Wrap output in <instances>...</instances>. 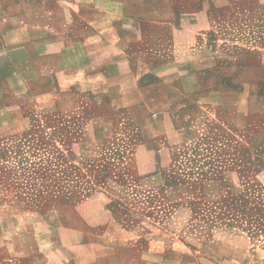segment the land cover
Masks as SVG:
<instances>
[{"label":"rangeland","instance_id":"obj_1","mask_svg":"<svg viewBox=\"0 0 264 264\" xmlns=\"http://www.w3.org/2000/svg\"><path fill=\"white\" fill-rule=\"evenodd\" d=\"M197 15L174 14L183 26L177 35L161 24L155 33L153 47L172 64L178 90L143 91L140 103L121 110L92 106L90 115L104 113L102 125L78 112L60 120L50 106H37L39 96L20 100L0 69L4 230L35 232L38 212L44 228L67 241L123 228L142 241L187 248L195 253L190 261L264 264V233L252 235L244 221L225 229L211 212L248 187L264 189V28L237 15L232 28L211 20L202 36ZM152 17L167 23L172 15ZM111 97L115 108L130 102ZM6 101L25 105V124L18 115L3 123ZM162 106L166 123L154 117Z\"/></svg>","mask_w":264,"mask_h":264},{"label":"crops","instance_id":"obj_2","mask_svg":"<svg viewBox=\"0 0 264 264\" xmlns=\"http://www.w3.org/2000/svg\"><path fill=\"white\" fill-rule=\"evenodd\" d=\"M188 7L184 0H0L2 78L11 79L20 100L39 96L37 106H50L60 120L78 112L94 115L88 122L102 125L104 113L90 115L92 106L121 110L140 103L143 91L178 90L172 64L153 47L160 24L176 30L173 35L183 29L182 22L176 27L174 14H198L202 36L211 20L214 28H232L237 15L247 26L264 28V0H196V7ZM158 12L172 18L167 23L154 19ZM34 69L37 75L29 78ZM111 93L130 102L115 108ZM4 104V124L17 115L25 124L23 103ZM162 109L154 117L166 123ZM34 219L38 228L32 233L20 227L4 230L0 224V264H202L190 261L195 253L187 248L142 241L131 229L107 228L97 238L67 241L55 228H44L40 213Z\"/></svg>","mask_w":264,"mask_h":264},{"label":"trees","instance_id":"obj_3","mask_svg":"<svg viewBox=\"0 0 264 264\" xmlns=\"http://www.w3.org/2000/svg\"><path fill=\"white\" fill-rule=\"evenodd\" d=\"M244 205H249L250 210L254 211L258 217L255 218L256 215L248 211ZM215 208L217 211L211 212L214 213V218L225 221V229L234 228L236 223L244 221L249 226L253 224L250 226L252 235L258 236V234L264 233V189L248 187L239 198L231 199L220 206L216 205ZM250 228L245 229L249 230Z\"/></svg>","mask_w":264,"mask_h":264}]
</instances>
